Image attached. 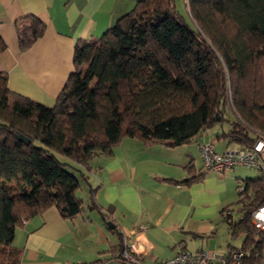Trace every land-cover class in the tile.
Masks as SVG:
<instances>
[{
    "label": "trees",
    "instance_id": "trees-1",
    "mask_svg": "<svg viewBox=\"0 0 264 264\" xmlns=\"http://www.w3.org/2000/svg\"><path fill=\"white\" fill-rule=\"evenodd\" d=\"M188 8L186 19L175 0H138L102 36L78 40L74 71L52 107L10 91L0 71V264L21 263L12 242L23 219L49 208L64 220L84 211L76 193L80 179L87 181L82 171L124 138L175 147L226 123L220 137L229 142L243 147L264 139V0H188ZM15 27L22 51L45 32L33 16ZM5 48L0 37V54ZM242 185L240 218L231 217L233 203L222 217L232 237L244 238L231 251L241 252L242 264H257L264 236L251 213L264 204V178Z\"/></svg>",
    "mask_w": 264,
    "mask_h": 264
},
{
    "label": "crops",
    "instance_id": "crops-1",
    "mask_svg": "<svg viewBox=\"0 0 264 264\" xmlns=\"http://www.w3.org/2000/svg\"><path fill=\"white\" fill-rule=\"evenodd\" d=\"M137 1L0 0V37L6 46L0 71L7 74L8 89L52 107L74 71L76 42L102 36ZM25 16L42 21L45 32L22 51L15 26ZM218 129L175 147L124 138L111 155L94 156L91 171L84 172L81 198L87 205L81 214L64 220L49 208L16 228L12 245L22 250L20 264H122L123 239L144 263L154 264L187 249L191 237L214 234L225 222L222 210L246 179L235 169L242 165L226 172L204 169L199 145L211 144L217 153L241 147L220 137L228 124ZM197 175L201 179L184 182ZM90 189L95 209L89 208Z\"/></svg>",
    "mask_w": 264,
    "mask_h": 264
},
{
    "label": "built area",
    "instance_id": "built-area-1",
    "mask_svg": "<svg viewBox=\"0 0 264 264\" xmlns=\"http://www.w3.org/2000/svg\"><path fill=\"white\" fill-rule=\"evenodd\" d=\"M188 8V0H183ZM198 151L204 169L226 172L237 165L254 167L264 178V139L258 138L251 146H243L235 151L217 153L211 144L198 146ZM243 190V185L237 187V192ZM229 213V212H228ZM251 225L264 236V204L251 213ZM122 264H146L142 261L132 245L122 240ZM154 264H242V254L231 251L226 255H218L215 250L201 249L190 251L181 249L173 257ZM257 264H264V239H262L260 259Z\"/></svg>",
    "mask_w": 264,
    "mask_h": 264
},
{
    "label": "rangeland",
    "instance_id": "rangeland-1",
    "mask_svg": "<svg viewBox=\"0 0 264 264\" xmlns=\"http://www.w3.org/2000/svg\"><path fill=\"white\" fill-rule=\"evenodd\" d=\"M175 7L176 10L182 15L184 16L186 19H188V14L189 13V8H186L185 4L183 3V0H175ZM227 117H230L229 114L227 115ZM222 126V127H221ZM226 126V123H222L221 125H217L213 128H209L211 129H220L224 128ZM218 129V130H219ZM60 161L62 162H66L69 163V161L64 158V157H58ZM93 160L94 157L92 159V161L90 162L91 166L93 167ZM78 171L83 170L80 167H78L77 165H73ZM236 170H239L241 172V177L242 179L244 178H249V179H257L262 177L261 173L259 172V170H257L254 167H249V166H238L235 168ZM70 171H72L75 175H79V173L77 172V170H71L68 169ZM84 173V171H82ZM80 184H81V188L76 192L77 196L81 197L83 196V189H84V181L82 179H80ZM237 191V190H236ZM237 198L233 200V204L230 208V210L232 209V219L233 220H238L240 218V213L238 212V206L235 205ZM90 204V203H89ZM108 234L110 235L111 233L108 232ZM112 238H114L116 240L117 243V237L115 235H110ZM243 235H237L235 237L231 236V232L229 231V229L227 228V224L225 222H221L218 224L214 234H201L197 237H191V239L188 241L187 245V249L188 250H192L195 251V249H198L199 247H202L203 249H208V250H215L216 253L218 255H223L224 253L231 251L233 249H241L242 248V244H243Z\"/></svg>",
    "mask_w": 264,
    "mask_h": 264
},
{
    "label": "water",
    "instance_id": "water-1",
    "mask_svg": "<svg viewBox=\"0 0 264 264\" xmlns=\"http://www.w3.org/2000/svg\"><path fill=\"white\" fill-rule=\"evenodd\" d=\"M17 139L20 140V141H22V142H24L26 145L29 144V140L27 138H25L24 136H22V135H17ZM108 227L110 229H113L114 228V225L112 223H108Z\"/></svg>",
    "mask_w": 264,
    "mask_h": 264
}]
</instances>
